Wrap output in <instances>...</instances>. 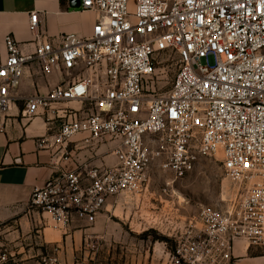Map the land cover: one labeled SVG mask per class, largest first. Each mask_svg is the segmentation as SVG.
Listing matches in <instances>:
<instances>
[{"label":"built area","instance_id":"1","mask_svg":"<svg viewBox=\"0 0 264 264\" xmlns=\"http://www.w3.org/2000/svg\"><path fill=\"white\" fill-rule=\"evenodd\" d=\"M80 1L82 11L101 15L89 37L64 35L55 45L37 12L29 23L33 49L5 37L0 118L20 104L24 119L62 113L68 120L55 146L79 134L88 135L86 143L110 138L117 163L53 176L34 187L28 208L57 226L95 223L111 199L141 193L154 164L176 181L192 174L200 158L221 152L238 197L226 207H203L198 234L178 238L173 260L236 264V241L264 248V0ZM164 61L176 71L170 90L158 93ZM34 65L43 75L68 79L49 85L47 94L22 96L24 70ZM72 102L87 108H53ZM2 229L0 223V235ZM7 262L0 252V264ZM43 264L59 262L45 258Z\"/></svg>","mask_w":264,"mask_h":264},{"label":"crops","instance_id":"2","mask_svg":"<svg viewBox=\"0 0 264 264\" xmlns=\"http://www.w3.org/2000/svg\"><path fill=\"white\" fill-rule=\"evenodd\" d=\"M34 12L39 13L42 33L55 45L60 44L64 35L89 37L101 18L96 12L82 11L77 0H0L2 56L7 53L5 37L8 35L20 44H30L26 46L28 50L33 49L34 36L29 23ZM23 74L22 96L47 94L49 85L68 79L65 73L43 75L36 65L26 68ZM22 107L21 104L19 109L13 107L9 118H0V223L3 228L0 252L8 254L6 264H43L45 258L57 259L59 264H178L172 253L178 238L190 232L198 234L195 228L200 229V223L97 219L95 223L75 221L63 227L57 226L48 214L28 208L34 187L45 185L63 171L114 167L117 161L113 151L117 143L110 138L86 143L88 135L79 134L63 147L55 146L54 137L68 117L42 112L32 119H24ZM53 108L80 112L87 107L72 102L56 104ZM43 139L48 143L42 148ZM153 231H161L166 236L165 242H153ZM257 248L262 247L236 241L233 261L264 264V254H252Z\"/></svg>","mask_w":264,"mask_h":264},{"label":"rangeland","instance_id":"3","mask_svg":"<svg viewBox=\"0 0 264 264\" xmlns=\"http://www.w3.org/2000/svg\"><path fill=\"white\" fill-rule=\"evenodd\" d=\"M175 71L174 65L163 62L155 84L158 93L170 90ZM222 161L221 152L212 157H202L192 174L176 181L173 173L164 172L156 163L150 167L148 181L141 193L111 199L101 213L103 216L99 215L97 219L133 220L138 223H201L199 214L203 207H226L238 197V186L226 177ZM151 237L158 244L165 242L166 238L161 231L151 232ZM168 245L172 247L171 243ZM252 254H264V249L257 248Z\"/></svg>","mask_w":264,"mask_h":264},{"label":"water","instance_id":"4","mask_svg":"<svg viewBox=\"0 0 264 264\" xmlns=\"http://www.w3.org/2000/svg\"><path fill=\"white\" fill-rule=\"evenodd\" d=\"M79 2V4L81 5V1L80 0H77Z\"/></svg>","mask_w":264,"mask_h":264}]
</instances>
